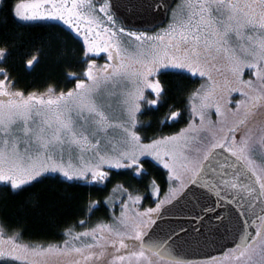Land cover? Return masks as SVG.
Segmentation results:
<instances>
[{
    "label": "snow or ice",
    "instance_id": "obj_1",
    "mask_svg": "<svg viewBox=\"0 0 264 264\" xmlns=\"http://www.w3.org/2000/svg\"><path fill=\"white\" fill-rule=\"evenodd\" d=\"M31 3L0 15V32L59 26L84 65L66 95H82L55 114L31 108L36 93L18 88L0 50V264H264V138L243 131L264 108V0ZM168 75L199 86L148 136L140 117L164 107ZM113 175L130 180L61 219L72 189L107 190ZM45 222L61 241H24Z\"/></svg>",
    "mask_w": 264,
    "mask_h": 264
},
{
    "label": "trees",
    "instance_id": "obj_2",
    "mask_svg": "<svg viewBox=\"0 0 264 264\" xmlns=\"http://www.w3.org/2000/svg\"><path fill=\"white\" fill-rule=\"evenodd\" d=\"M24 0H10L8 7L0 15L12 16V5ZM80 45L73 41L59 27L51 23H11L6 30L0 32V50H8L12 53L8 60V66L18 80V88L25 93L44 92L54 88L55 92L71 89L76 81L70 80V75L82 76L84 65L80 63ZM33 54L39 55V61L31 69L25 67V61ZM165 88L168 90L164 97V107L158 113L140 117L144 124L151 123V128H141L140 131L151 136L157 131V121L168 111L169 105L183 106L184 101L191 92L199 86L197 82H189L185 77L168 75L162 77ZM264 116V115H262ZM260 116L248 117L247 128L262 131L264 118ZM251 130L248 136L251 137ZM130 177L113 175L112 183L107 190L99 191L93 187H76L72 189L73 204L64 209L61 219L71 217L76 210V205L84 201H96L106 198L111 193L112 187L117 183H126ZM52 181L46 182L41 187H47ZM134 183V182H133ZM104 215L103 209L95 214L96 217ZM95 219V217H94ZM60 229L54 223L30 224L24 232V241L51 242L61 241Z\"/></svg>",
    "mask_w": 264,
    "mask_h": 264
},
{
    "label": "rangeland",
    "instance_id": "obj_3",
    "mask_svg": "<svg viewBox=\"0 0 264 264\" xmlns=\"http://www.w3.org/2000/svg\"><path fill=\"white\" fill-rule=\"evenodd\" d=\"M16 6V11L19 14H24L26 12H29L31 10L32 7V3L31 0H24L22 2H19L18 4L15 5ZM33 23H39V22H33ZM42 23H49V22H42ZM104 61L102 59L98 60V63H103ZM93 87V85L90 83L88 84L87 88L85 89V91L90 90ZM74 89V86L71 88ZM70 90V89H68ZM68 90L63 91L64 95V99L61 100L60 96H61V92H55L54 93H49L48 90L44 91V92H35L36 93V98L28 101L29 105L31 108L36 109L37 111L40 112H46L49 114H55L57 111H62L64 108V105L66 103V101L68 99H72L73 101H77L80 102L79 97L82 95V93H77L76 91H73V95L71 98H69L66 94L68 92ZM31 93V92H30ZM83 103H87V97L85 96L83 101ZM264 115V108H260V109H256L253 110L252 113L249 115L251 117H256L258 116L257 119L254 120H258L260 118V116ZM248 116V117H249ZM264 118V116H262ZM264 125V121L262 123H258V125ZM256 128L252 129L251 128H244L243 131L248 134L249 130H251V139H254L256 141H259L261 138H264V127L262 129V131L258 130L255 131Z\"/></svg>",
    "mask_w": 264,
    "mask_h": 264
},
{
    "label": "water",
    "instance_id": "obj_4",
    "mask_svg": "<svg viewBox=\"0 0 264 264\" xmlns=\"http://www.w3.org/2000/svg\"><path fill=\"white\" fill-rule=\"evenodd\" d=\"M222 243L223 242H221V244ZM220 250H221V248L219 246L205 249L206 252H211L212 254H216V255L220 254Z\"/></svg>",
    "mask_w": 264,
    "mask_h": 264
}]
</instances>
